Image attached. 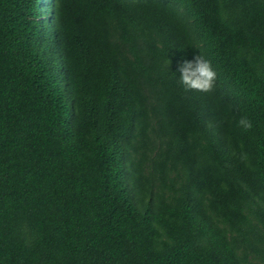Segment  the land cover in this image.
Masks as SVG:
<instances>
[{"label": "trees", "instance_id": "16d2710c", "mask_svg": "<svg viewBox=\"0 0 264 264\" xmlns=\"http://www.w3.org/2000/svg\"><path fill=\"white\" fill-rule=\"evenodd\" d=\"M0 264H264V0H0Z\"/></svg>", "mask_w": 264, "mask_h": 264}, {"label": "clouds", "instance_id": "9594fccd", "mask_svg": "<svg viewBox=\"0 0 264 264\" xmlns=\"http://www.w3.org/2000/svg\"><path fill=\"white\" fill-rule=\"evenodd\" d=\"M178 71L180 73L179 82L185 91L211 93L215 88L217 72L211 61L205 59L201 53L191 60H183ZM239 125L245 129H251L253 126L252 121L247 117H242ZM246 158V154L242 156V159Z\"/></svg>", "mask_w": 264, "mask_h": 264}]
</instances>
